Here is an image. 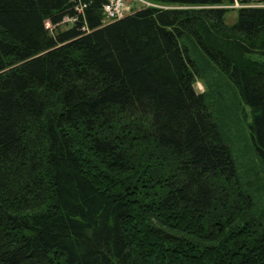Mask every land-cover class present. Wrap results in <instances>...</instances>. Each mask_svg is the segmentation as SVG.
<instances>
[{"label": "trees", "instance_id": "obj_1", "mask_svg": "<svg viewBox=\"0 0 264 264\" xmlns=\"http://www.w3.org/2000/svg\"><path fill=\"white\" fill-rule=\"evenodd\" d=\"M150 1L0 0V264H264V0Z\"/></svg>", "mask_w": 264, "mask_h": 264}, {"label": "rangeland", "instance_id": "obj_2", "mask_svg": "<svg viewBox=\"0 0 264 264\" xmlns=\"http://www.w3.org/2000/svg\"><path fill=\"white\" fill-rule=\"evenodd\" d=\"M237 19L236 11H229L226 15V22L228 24H233ZM73 24L71 19H66L63 24L60 25L62 29L68 28ZM47 27H51L49 22L46 23ZM214 76L210 78L219 84L217 87L218 91L221 93V100L228 103L233 107L231 108L234 112V119L232 121L233 130L238 135V152L236 151L235 157L239 165V170L241 175L249 173L251 168H253L258 174L261 175L264 181V167L263 163L253 145V142L250 140L249 142L245 140V131H247V136H249V126L248 123L252 120L251 110L248 105L239 102L237 96L235 95V90L231 85V82L224 76L220 74V72L214 71ZM201 79H198L195 88L199 92H203L206 89V84ZM249 138V137H248ZM250 144V146H249Z\"/></svg>", "mask_w": 264, "mask_h": 264}, {"label": "built area", "instance_id": "obj_3", "mask_svg": "<svg viewBox=\"0 0 264 264\" xmlns=\"http://www.w3.org/2000/svg\"><path fill=\"white\" fill-rule=\"evenodd\" d=\"M129 2H133L137 7L135 9L129 4ZM175 8V6H164L157 3H154L150 0H107V2L103 6V13L107 19V21H113L124 16L131 14L136 9L142 8ZM79 13L84 14V9L86 6L83 3V0H79V3L76 6ZM73 22L74 18H70Z\"/></svg>", "mask_w": 264, "mask_h": 264}, {"label": "bare ground", "instance_id": "obj_4", "mask_svg": "<svg viewBox=\"0 0 264 264\" xmlns=\"http://www.w3.org/2000/svg\"><path fill=\"white\" fill-rule=\"evenodd\" d=\"M66 19H70V18H66ZM66 19H65V20H66ZM63 22H64V21H63Z\"/></svg>", "mask_w": 264, "mask_h": 264}]
</instances>
